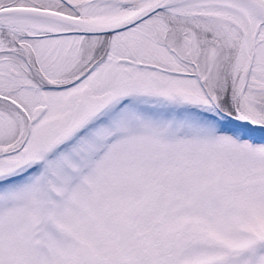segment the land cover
<instances>
[{
    "label": "snow or ice",
    "instance_id": "1",
    "mask_svg": "<svg viewBox=\"0 0 264 264\" xmlns=\"http://www.w3.org/2000/svg\"><path fill=\"white\" fill-rule=\"evenodd\" d=\"M0 264H264V0H0Z\"/></svg>",
    "mask_w": 264,
    "mask_h": 264
}]
</instances>
